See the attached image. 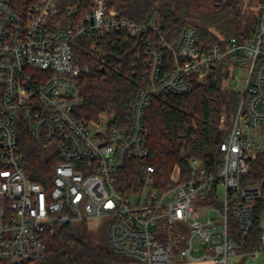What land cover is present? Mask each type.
Wrapping results in <instances>:
<instances>
[{
    "label": "built area",
    "instance_id": "2783aa9c",
    "mask_svg": "<svg viewBox=\"0 0 264 264\" xmlns=\"http://www.w3.org/2000/svg\"><path fill=\"white\" fill-rule=\"evenodd\" d=\"M254 29L203 46L196 28L185 24L178 41H168L154 14L148 22L121 16L107 0H28L13 5L0 0V264L35 262L46 254L45 235L56 223L104 220L106 243L112 252L132 259L128 264H173L172 250L188 260L209 259L232 264L247 256L250 264L264 254V233L250 252L242 250L253 224L261 182L241 183L249 162L264 151V0L258 5ZM124 31L138 37L135 54L141 71L126 127L109 124L106 112L83 120L75 108L82 98L79 78L88 71L74 51L76 39L90 36L87 57L99 50L100 37ZM168 55V59L165 57ZM105 70L114 69L107 57ZM218 63L243 66L245 75L229 90L240 92L230 123L218 142L222 162L216 171L189 160L191 170L181 180L174 165L171 185L153 184L146 166L142 188L122 195L117 178L125 159L148 156L144 112L154 95L187 93L203 82ZM232 78L236 76L232 75ZM219 126L224 123L223 114ZM56 158L46 184L28 179L18 134ZM199 208L204 209L200 219ZM237 221L239 239L229 232ZM182 243V245H180ZM204 247L198 256L192 253Z\"/></svg>",
    "mask_w": 264,
    "mask_h": 264
},
{
    "label": "trees",
    "instance_id": "16d2710c",
    "mask_svg": "<svg viewBox=\"0 0 264 264\" xmlns=\"http://www.w3.org/2000/svg\"><path fill=\"white\" fill-rule=\"evenodd\" d=\"M7 1L21 5L28 0ZM74 1L88 7V0ZM107 6L115 7L121 16L137 22H148L156 14L161 33L175 43L183 26L192 24L203 46L216 40L224 42L232 35L247 36L254 29L257 17L250 24L239 23L236 1L224 0H107ZM92 34L76 39L78 44L74 47L81 63L88 64V71L79 78L82 101L76 106L75 114L88 120L106 112L110 126L126 127L141 71L135 58L140 40L124 31L106 33L100 37L99 50L88 58ZM101 57H107L117 67L101 71ZM226 69L225 64L218 63L205 81L193 82L187 93L153 96L144 112L148 156L125 159L118 170L117 178L125 198L142 188L148 165L153 167V184L159 188L171 185L169 176L174 165L179 166L181 180H185L193 156L213 171L219 168L222 156L217 146L224 134L218 126L219 116L225 114L228 125L240 98L239 91L225 86ZM18 143L28 179L45 185L56 158L47 160L45 149L38 147L25 129L20 130ZM249 165L251 170L241 177V183L264 181V151L251 159ZM262 215L264 184L261 197L254 204L253 224L243 241L245 252H250L260 241ZM229 232L233 239L240 238L233 215L229 219ZM45 244L46 254L42 259L21 264H128L132 261L124 254L112 252L107 243H93L86 222L54 224L52 231L46 232Z\"/></svg>",
    "mask_w": 264,
    "mask_h": 264
},
{
    "label": "rangeland",
    "instance_id": "374dc122",
    "mask_svg": "<svg viewBox=\"0 0 264 264\" xmlns=\"http://www.w3.org/2000/svg\"><path fill=\"white\" fill-rule=\"evenodd\" d=\"M224 1H236V7L239 14L238 22L239 23H252L254 17H256L258 13V5L261 0H224ZM231 72L230 75L226 78V84L229 86L237 85L239 78L245 75V68L243 66H233L231 65ZM232 75L236 76V78H232ZM226 86V85H225ZM223 114V113H222ZM221 115V114H220ZM224 116V123L220 127L218 120V126L222 129L225 126H227L226 122V116ZM220 118V116H219ZM259 128L264 131V119L261 120L259 124ZM204 214V209L199 208V215L200 219H202V215ZM86 225L88 227L89 232L91 233V240L92 242H100V243H106V237H107V230L104 223V220L102 219H91L86 221ZM261 225L264 227V216H262L261 219ZM193 254H196L193 252ZM183 257L179 254V251L175 248L172 250V261L173 264L178 261H182ZM234 259H232L233 261ZM232 264H245V263H232Z\"/></svg>",
    "mask_w": 264,
    "mask_h": 264
},
{
    "label": "crops",
    "instance_id": "0c3cea01",
    "mask_svg": "<svg viewBox=\"0 0 264 264\" xmlns=\"http://www.w3.org/2000/svg\"><path fill=\"white\" fill-rule=\"evenodd\" d=\"M260 132L262 134H264V131H262L260 128H259ZM264 216V215H262ZM262 219V218H261ZM262 227V225H261ZM262 233H264V227H262ZM180 245H182V243H180ZM178 250V249H176ZM195 252L196 256L202 254L204 252V247H200L199 249L197 250H193L192 253ZM183 257V256H181ZM234 260L232 261V263H245V264H250V259L247 257V256H236L235 258H233ZM175 264H216L215 262L209 260V259H202V260H197V261H192V260H188L186 259L185 257H183V260L182 261H178V262H175ZM253 264H264V254H258L254 257L253 259Z\"/></svg>",
    "mask_w": 264,
    "mask_h": 264
},
{
    "label": "water",
    "instance_id": "95a60500",
    "mask_svg": "<svg viewBox=\"0 0 264 264\" xmlns=\"http://www.w3.org/2000/svg\"><path fill=\"white\" fill-rule=\"evenodd\" d=\"M101 71H104V66H101ZM225 75L227 76V71H226Z\"/></svg>",
    "mask_w": 264,
    "mask_h": 264
}]
</instances>
